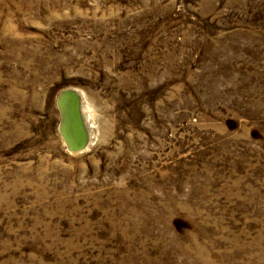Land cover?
Here are the masks:
<instances>
[{
	"label": "rangeland",
	"instance_id": "obj_1",
	"mask_svg": "<svg viewBox=\"0 0 264 264\" xmlns=\"http://www.w3.org/2000/svg\"><path fill=\"white\" fill-rule=\"evenodd\" d=\"M0 264H264V0H0Z\"/></svg>",
	"mask_w": 264,
	"mask_h": 264
},
{
	"label": "bare ground",
	"instance_id": "obj_2",
	"mask_svg": "<svg viewBox=\"0 0 264 264\" xmlns=\"http://www.w3.org/2000/svg\"><path fill=\"white\" fill-rule=\"evenodd\" d=\"M18 8V7H17ZM68 91H64L60 94L59 98H58V107L60 109L61 115H62V133L65 137V141L67 143V145L69 146L70 149L74 150V148H76V143L78 138H75L73 135V118L76 121V124L78 125V128H80V130L82 132H84V137L81 138L82 140V145L81 148L84 147L85 145L90 144V129H91V125L89 124L87 118L85 116H83V109H84V101L82 99V101L80 100L79 104H78V110H77V117L76 115L72 114V109H73V105L69 102V98H68V94H65ZM77 93V92H76ZM78 95V94H77ZM79 96V95H78ZM81 148L77 149L80 150Z\"/></svg>",
	"mask_w": 264,
	"mask_h": 264
},
{
	"label": "water",
	"instance_id": "obj_3",
	"mask_svg": "<svg viewBox=\"0 0 264 264\" xmlns=\"http://www.w3.org/2000/svg\"><path fill=\"white\" fill-rule=\"evenodd\" d=\"M65 94H68L69 102L73 105L72 106L73 109L71 110L72 114L74 113L77 117L78 104L80 102L79 96L75 92H72V91H68ZM72 126H73V129H72L73 135L75 138H78L77 143H76L77 147L74 148V150H77V149L81 148V145H82L81 138H83L85 134H84V132H82L80 130V128H78V125L76 123L74 124V122H73Z\"/></svg>",
	"mask_w": 264,
	"mask_h": 264
}]
</instances>
